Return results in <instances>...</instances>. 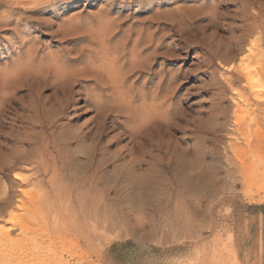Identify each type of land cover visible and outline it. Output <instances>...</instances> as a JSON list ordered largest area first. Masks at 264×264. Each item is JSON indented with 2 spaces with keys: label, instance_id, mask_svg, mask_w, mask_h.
Masks as SVG:
<instances>
[{
  "label": "rangeland",
  "instance_id": "374dc122",
  "mask_svg": "<svg viewBox=\"0 0 264 264\" xmlns=\"http://www.w3.org/2000/svg\"><path fill=\"white\" fill-rule=\"evenodd\" d=\"M239 4L0 0V121L13 116L18 98L23 105L31 101L19 82L43 78L81 50L88 56L70 65L100 66L109 87L105 95L94 84L78 87L84 97L70 115L73 133L84 134L96 115L86 94L135 112L156 103L162 118L174 116V170L162 161L161 179L152 187L120 180L114 165L92 187L75 179L58 180L55 187L49 184L53 172L34 163L26 171L33 182L22 186L32 191L25 197L13 174L0 175V202H13L1 205L0 264H264V103L237 99L242 82H231L236 70L230 65L240 58L226 60L241 33ZM52 92L42 87L40 94L46 99ZM7 125L0 122V144L7 142ZM118 131L107 140L115 141ZM127 143L115 142L99 159L111 164ZM95 146L88 139L72 145L81 157L74 166L78 177ZM52 187L62 193L52 195ZM24 202L27 233L18 222L7 243L10 214L21 220Z\"/></svg>",
  "mask_w": 264,
  "mask_h": 264
},
{
  "label": "bare ground",
  "instance_id": "6f19581e",
  "mask_svg": "<svg viewBox=\"0 0 264 264\" xmlns=\"http://www.w3.org/2000/svg\"><path fill=\"white\" fill-rule=\"evenodd\" d=\"M233 1L234 5L240 3L237 10L239 16L237 21L240 23L238 26L236 25V30H241V33H238V35L236 33L235 38L231 35L234 39L231 37L233 41H231L229 47V57L226 58L228 61L236 59L237 56L240 58L237 65H234V61L230 65L231 69L236 70L235 78H231V82H242V88L238 91L237 96L239 101L249 103L255 100L258 105H262L264 103V2L261 0ZM216 29L218 30L217 27ZM87 51L81 50L74 56H67L65 63L61 66L50 68L51 70L47 69V73L45 76L43 75V78L29 76L25 83L19 82L20 88L26 87L25 95L32 97L31 101L23 105L18 101L19 98L15 97L17 100L13 98L15 100L11 105L14 111L13 116L3 115L0 121L4 127L10 123L7 127L11 129L9 135H3L7 140L6 144H0V175L9 176L13 174L14 185L22 187L33 182V175L31 176V173L26 175V171L30 170L34 163H38L42 171L53 172V174L51 173L52 176L49 177V184H53L55 187L56 181H65L66 179H75L83 186L92 187L99 184L100 179L107 173V168L113 165L115 170L117 169L120 180L133 178L138 187L146 186V184L150 186L158 184L159 179H161L159 166L162 165V161H165V159L167 160L168 170H174V141L172 140L174 137H172L174 134V116L168 119L162 118L160 108L156 103H151L144 110L141 109L142 111L135 112L130 111L124 103L119 104V106L108 105L104 103L102 95L91 96L86 94V105H93L96 115L89 124L88 129L83 130L84 134L73 133L77 131L72 129L70 115L75 110L74 106L84 97V91H81L78 87L87 88L88 84H94L100 88L101 92H104V95L108 94L106 93L109 87L108 80H106L108 77L102 75L99 70L100 66L91 64V61L89 63H87L88 61L86 63L81 61L82 65H70V63L73 64V62L89 54ZM20 64L18 67L16 66V71L20 69ZM42 87L53 89L50 97L44 99L41 96ZM8 118L13 121L8 122ZM37 129L38 131H36ZM116 130H119V133L112 137L115 138V141L107 140L111 132ZM87 139L94 142L96 145L95 151L92 155L90 154V157H87L89 161H86L88 164L86 165L85 174L78 177L74 173V166L75 162L80 160L81 157L77 156L71 147L73 144ZM125 140H128L127 145L121 147L112 155L111 160L113 162L111 164H109L110 159H105L106 161H103L104 158L99 159V155L107 154L109 147L114 145L115 142ZM136 156H139V159H136ZM37 157H41L43 161H39ZM117 162L119 163L116 164ZM146 165L149 167L144 169ZM140 170H143L144 173ZM36 173L38 174L37 171ZM20 190L25 197L32 192L23 187ZM53 190V192L51 191L52 195L55 191L56 194L62 193L60 189L53 188ZM49 191H44L43 194L50 196ZM11 202L10 198L2 204L0 202V213L3 206L5 204L11 205ZM24 205L25 215L21 220L13 213L14 211L10 214L9 222L12 225L4 232L7 243H13L14 238L12 239L11 233L18 222L24 227L25 232L28 229L29 207L25 202ZM11 257L12 255L8 259Z\"/></svg>",
  "mask_w": 264,
  "mask_h": 264
}]
</instances>
